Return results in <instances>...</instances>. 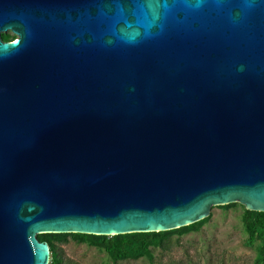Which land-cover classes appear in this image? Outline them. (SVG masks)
Listing matches in <instances>:
<instances>
[{"label":"water","instance_id":"95a60500","mask_svg":"<svg viewBox=\"0 0 264 264\" xmlns=\"http://www.w3.org/2000/svg\"><path fill=\"white\" fill-rule=\"evenodd\" d=\"M237 203L264 213V0H0V264Z\"/></svg>","mask_w":264,"mask_h":264},{"label":"rangeland","instance_id":"374dc122","mask_svg":"<svg viewBox=\"0 0 264 264\" xmlns=\"http://www.w3.org/2000/svg\"><path fill=\"white\" fill-rule=\"evenodd\" d=\"M6 34L13 36L12 32ZM245 206L224 209L212 207L211 220L200 233H191L177 240L168 249L156 250L155 264H255L258 253L245 245L247 235L242 227ZM69 264H113L105 253L69 238L60 244ZM119 264H149L146 260Z\"/></svg>","mask_w":264,"mask_h":264},{"label":"trees","instance_id":"16d2710c","mask_svg":"<svg viewBox=\"0 0 264 264\" xmlns=\"http://www.w3.org/2000/svg\"><path fill=\"white\" fill-rule=\"evenodd\" d=\"M3 40L14 42L11 35L3 34ZM237 204L221 206L229 209ZM211 216L193 225L167 232L133 233L116 236H97L86 234H44L39 235L41 242L48 243L51 248L50 264H69L66 262L60 244L67 243L69 238L78 244H86L95 247L105 253L113 264L124 261L146 260L149 264H155L156 250L168 249L174 241L191 233H200L210 222ZM242 227L247 235L245 245L255 248L258 257L255 264H264V213L248 211L245 209L242 216Z\"/></svg>","mask_w":264,"mask_h":264},{"label":"flooded vegetation","instance_id":"af4514ba","mask_svg":"<svg viewBox=\"0 0 264 264\" xmlns=\"http://www.w3.org/2000/svg\"><path fill=\"white\" fill-rule=\"evenodd\" d=\"M12 38H13V40H15V41H16V39H18V36H17V35H15V34H13ZM15 41H14V42H15ZM5 42H6V41H5Z\"/></svg>","mask_w":264,"mask_h":264}]
</instances>
